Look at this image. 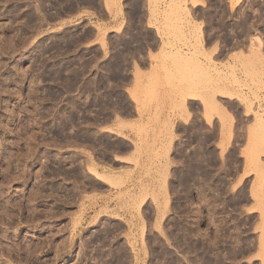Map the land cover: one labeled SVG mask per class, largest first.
I'll return each mask as SVG.
<instances>
[{
	"label": "rangeland",
	"instance_id": "374dc122",
	"mask_svg": "<svg viewBox=\"0 0 264 264\" xmlns=\"http://www.w3.org/2000/svg\"><path fill=\"white\" fill-rule=\"evenodd\" d=\"M257 51L264 0H0V264H264Z\"/></svg>",
	"mask_w": 264,
	"mask_h": 264
},
{
	"label": "crops",
	"instance_id": "0c3cea01",
	"mask_svg": "<svg viewBox=\"0 0 264 264\" xmlns=\"http://www.w3.org/2000/svg\"><path fill=\"white\" fill-rule=\"evenodd\" d=\"M146 20H147V17H146V18L144 19V21L142 22V28H140V32L142 31V36H147V38H149V40L151 39V41H148V43L150 44V43L155 42V40H156V37H155L156 32H155V30H153V28H150V27H148V26L145 24ZM150 29H151V30H150ZM149 31H150L152 34H151V33L148 34ZM145 34H146V35H145ZM144 39H145V37H144Z\"/></svg>",
	"mask_w": 264,
	"mask_h": 264
},
{
	"label": "bare ground",
	"instance_id": "6f19581e",
	"mask_svg": "<svg viewBox=\"0 0 264 264\" xmlns=\"http://www.w3.org/2000/svg\"><path fill=\"white\" fill-rule=\"evenodd\" d=\"M196 4V3H195ZM250 59L255 61V65L259 63H261L262 65H264V56L260 54L259 51L257 52H252L250 55ZM249 59V60H250ZM253 63V62H252ZM257 66V65H256ZM259 66V65H258ZM205 109V108H204ZM205 111V110H204ZM207 112V111H206Z\"/></svg>",
	"mask_w": 264,
	"mask_h": 264
}]
</instances>
